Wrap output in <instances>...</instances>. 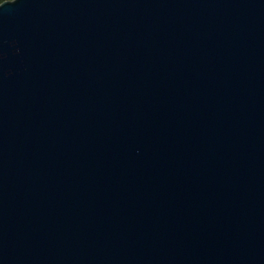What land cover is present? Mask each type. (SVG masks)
Here are the masks:
<instances>
[{
  "label": "water",
  "instance_id": "95a60500",
  "mask_svg": "<svg viewBox=\"0 0 264 264\" xmlns=\"http://www.w3.org/2000/svg\"><path fill=\"white\" fill-rule=\"evenodd\" d=\"M13 2L0 264H264V0Z\"/></svg>",
  "mask_w": 264,
  "mask_h": 264
},
{
  "label": "clouds",
  "instance_id": "9594fccd",
  "mask_svg": "<svg viewBox=\"0 0 264 264\" xmlns=\"http://www.w3.org/2000/svg\"><path fill=\"white\" fill-rule=\"evenodd\" d=\"M13 3H15V0H14V2H13ZM6 4H11V3H6ZM4 5H5V4H4ZM4 5H3V6H4Z\"/></svg>",
  "mask_w": 264,
  "mask_h": 264
},
{
  "label": "trees",
  "instance_id": "16d2710c",
  "mask_svg": "<svg viewBox=\"0 0 264 264\" xmlns=\"http://www.w3.org/2000/svg\"><path fill=\"white\" fill-rule=\"evenodd\" d=\"M2 0H0V2H1Z\"/></svg>",
  "mask_w": 264,
  "mask_h": 264
}]
</instances>
